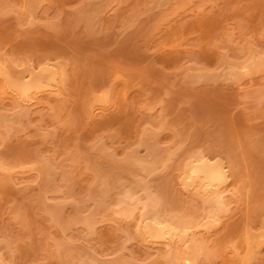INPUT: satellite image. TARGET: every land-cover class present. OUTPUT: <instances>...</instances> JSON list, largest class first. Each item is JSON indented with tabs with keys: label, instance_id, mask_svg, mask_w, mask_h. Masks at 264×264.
I'll list each match as a JSON object with an SVG mask.
<instances>
[{
	"label": "rangeland",
	"instance_id": "1",
	"mask_svg": "<svg viewBox=\"0 0 264 264\" xmlns=\"http://www.w3.org/2000/svg\"><path fill=\"white\" fill-rule=\"evenodd\" d=\"M29 15L34 23H27ZM254 50L264 56V0H0V63L15 75L45 63L66 69L60 101L45 100L49 108L0 129V162L20 164L13 180L0 175V256L9 264H65L63 253L75 250L149 264L135 240L122 243L124 222L97 214L99 233L86 237L77 220L101 180L137 195L142 190L134 181L144 182L167 209L200 211L202 201L177 184L180 163L196 152L229 164L236 186L249 183L207 242L219 259L244 253L243 242L234 246L264 221V107L251 111L249 104L246 116L237 103L244 88L264 84V67L239 80L223 68ZM200 67L214 76H189ZM115 86L121 99L114 97L113 108L97 100ZM2 105L10 113L11 101ZM101 107H109L108 115L120 108L130 115L99 125ZM129 154L156 155L157 168L146 175L128 162ZM41 161L56 166L54 185L61 189L45 201L34 177ZM260 250L246 264H264V245Z\"/></svg>",
	"mask_w": 264,
	"mask_h": 264
},
{
	"label": "bare ground",
	"instance_id": "2",
	"mask_svg": "<svg viewBox=\"0 0 264 264\" xmlns=\"http://www.w3.org/2000/svg\"><path fill=\"white\" fill-rule=\"evenodd\" d=\"M31 16L33 17V15L27 17V23H34V18ZM203 55L204 57L209 56L206 53ZM166 58L168 62L172 61L171 57H165L164 60H166ZM224 65L225 67L223 69H226L224 72L225 75L232 76L239 80L244 75L252 74L263 68L264 56H260L258 53L256 54L254 50L249 52V56H247L243 62L231 63L226 61ZM191 71L189 76L195 80L201 77L209 78L214 76V74L209 73L206 69L201 67L195 68V70L192 68ZM65 75L66 69L62 63H45L41 66H29L18 75L11 73L6 65L0 63V105H2L4 100H10L12 106L9 111L10 113L6 111L7 115L0 110V114H4L0 115V129L2 128L4 130V127L14 128L13 126L16 125L14 123H18V120L22 119L21 117L26 118L37 111L41 112L45 108H49L47 107L49 106L47 101L50 99L60 101L59 99L62 96V86ZM254 85L255 84H253V86L249 85L248 87L251 86L250 88L246 87L247 90L242 88L244 91L237 103V106H241L245 111L246 116L249 115L253 109L254 111L260 109V112L261 108L264 107V84L262 83L261 86L256 87H254ZM258 85H260V83ZM118 91L119 90H117L115 86V89L109 88L101 94L102 96H97L96 98L99 101L107 102L108 106L113 108L116 105L114 97L119 98L118 100L121 99V94H119ZM249 104L254 105V108H252L248 114L246 110L249 108ZM109 107L100 108L101 116L104 114V119L100 118V121L97 120V124L102 125V123L105 122L121 121L129 118L130 113L122 108L116 113L108 115L107 111H109ZM108 113H110V111ZM93 115L95 116V114ZM93 115H91V117H93ZM105 115H108L106 117L107 119H105ZM249 118L250 117H248V119ZM92 119H94V117ZM95 120L96 117L94 121ZM96 123H94V125ZM7 130L6 128L5 131ZM141 131L145 133V131H147L146 127ZM0 132L2 131L0 130ZM135 157H137V155L133 157L132 154H129V156H127L128 162H133L138 165L146 175L157 168L156 164H158L159 159L156 155L153 160L138 158L139 156L135 159ZM19 166L20 164L6 165L0 162V175L6 178V180L11 181L14 179L15 169ZM55 169L56 166H54V164L43 162L38 164L37 169H35L36 174L34 177L41 181L40 187L43 201H45L44 199H50L47 196L48 192H61V189L54 185ZM177 179V184L180 186L179 189L184 194H188V196L191 195V198L195 197L193 199L202 201V208L200 211L192 210L190 212H178L173 211L174 209H167L164 201L153 195L144 182L142 183L144 185H142L140 181H134V184L136 186L140 185L142 190V193L137 195L135 189L130 186H126L122 183H118L116 186L117 182L114 183V186L113 184L110 185L106 183L107 181L101 180L102 182L99 183L100 188L99 190L97 189V196L90 195L88 197V199L93 201L92 205L89 206V208L85 205L87 209L82 210L85 212L82 214L86 215H82L77 220L83 230L85 229L84 231L86 234L84 233V236L90 237L93 236V234L97 235V233H99L96 228L98 226L96 225L95 215L104 214L105 217L106 215L108 216L109 220L110 218L111 220L113 219L114 223L124 222L126 227L124 228L125 240L123 239L122 243L135 240L134 243L137 244L138 248L148 254L149 259L148 257L147 259L149 260V264H201L206 261L211 264H246L250 259L252 260L257 257L258 253L263 250L260 249L264 245V221L261 222L262 224L260 223L259 232L257 231L255 234L250 233V229V232L246 229L243 235L244 237L242 236L240 239L238 247L234 246L240 249L241 243L243 242L242 247H246L244 253L241 249L233 254L234 257L224 255L223 258L219 259L217 255H214V251L210 250L207 244V242H211L212 236L214 238L217 235V230L223 228V224L225 223H223V221L225 220L222 218H224L225 213L230 210L237 196L242 194L241 191H243V189L246 190L249 185L248 182H245L244 185L236 186L233 180V170L229 164L219 159H213L211 156L201 152L187 155L182 160L179 165ZM113 187H116L114 199L112 202L107 203L110 197H112L109 196V191H111ZM56 198L57 197H51V199L54 200ZM59 203V201H56L51 208L52 218H56L58 215ZM104 215H102V217ZM60 249L62 248L60 247ZM67 251L63 253L65 264H134L136 262L135 260V262L133 260L132 262L124 259H118L117 262H113L106 258L103 260V258H101L103 255L101 257L99 255V258L94 253H86L88 255L85 256L86 254L75 255V250V253H72L74 252L72 250V252ZM261 255L264 256V254ZM150 257H152V259H150ZM0 264H9V262L0 256Z\"/></svg>",
	"mask_w": 264,
	"mask_h": 264
}]
</instances>
